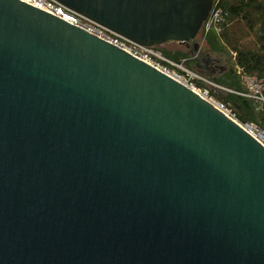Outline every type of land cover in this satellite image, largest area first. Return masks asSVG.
Instances as JSON below:
<instances>
[{"label": "water", "instance_id": "95a60500", "mask_svg": "<svg viewBox=\"0 0 264 264\" xmlns=\"http://www.w3.org/2000/svg\"><path fill=\"white\" fill-rule=\"evenodd\" d=\"M56 1L204 66L215 0ZM0 264H264V146L127 52L0 0Z\"/></svg>", "mask_w": 264, "mask_h": 264}, {"label": "rangeland", "instance_id": "374dc122", "mask_svg": "<svg viewBox=\"0 0 264 264\" xmlns=\"http://www.w3.org/2000/svg\"><path fill=\"white\" fill-rule=\"evenodd\" d=\"M217 1L222 5L230 6L236 0ZM223 33L214 37L216 38L214 39L215 43L211 42V37L205 36L202 32L199 34L197 42L200 45V50L203 53L210 52L214 59L219 60V64L217 63L210 70H207L203 62L204 66L197 68V71L211 77L212 84H205L210 90L211 96L217 102L224 103L232 111L233 118L238 123L246 128L248 125L257 126V124H252L255 122H245L242 120L245 117H249V112L245 110L241 103L242 100L238 101L239 104L235 106L231 102H225L223 97L233 95L235 100L242 99L243 96L241 94L245 90L258 96H262L261 94H263L264 81L256 77L245 78L244 75L239 73L234 59L236 50L253 51L258 49L259 40L264 34V0H255L249 19H245L244 17L233 18ZM157 49L165 54V56H170V58L173 57L177 60L188 59L187 62H191L196 67V63L192 61L194 58L191 55V49H188L181 43L172 42ZM254 106H259V104H254Z\"/></svg>", "mask_w": 264, "mask_h": 264}, {"label": "built area", "instance_id": "2783aa9c", "mask_svg": "<svg viewBox=\"0 0 264 264\" xmlns=\"http://www.w3.org/2000/svg\"><path fill=\"white\" fill-rule=\"evenodd\" d=\"M23 2L38 8L52 16H55L73 26H76L97 38L127 52L133 57L143 61L156 70L162 72L178 83L197 93L199 96L205 98L208 102L213 103L221 111L232 118L234 117L232 111L226 105L217 102L210 94V90L205 84H212L211 77L207 74L198 72L193 68L187 66V60L176 62L166 57L157 47H146L139 45L107 28L95 23L79 13L71 10L56 0H22ZM229 14L220 6V3L215 0L214 7L202 28V33L208 36L211 33L221 35L227 25ZM236 58V54H235ZM235 60V59H234ZM241 75L242 71L238 68ZM244 77H248L245 76ZM264 84V83H263ZM264 86V85H263ZM258 93V92H257ZM244 97L264 101V91L262 96L250 93H242ZM251 133L264 142V131L255 125H248Z\"/></svg>", "mask_w": 264, "mask_h": 264}, {"label": "trees", "instance_id": "16d2710c", "mask_svg": "<svg viewBox=\"0 0 264 264\" xmlns=\"http://www.w3.org/2000/svg\"><path fill=\"white\" fill-rule=\"evenodd\" d=\"M254 4L255 0H236L230 6L220 4V6L229 14L227 25H225V29L223 32H225L226 28L228 27V25H230V22L233 18L244 17L245 19H249V15L251 14V9ZM254 12H256V10H254ZM208 37H211V42L215 43V33L209 34ZM235 53V66L241 69L243 75L248 77H256L259 80L264 81V34L259 40V47L257 50H236ZM166 57L168 56L166 55ZM168 58H170V56ZM170 59L176 62L182 61L181 59L177 60L173 57H171ZM192 61L196 63V67H194L191 62H187V66L189 68L197 70V61L195 59ZM243 93L249 92H246L245 90ZM223 99L225 100V102H231L235 106L239 104L238 101L242 100L241 103L243 107L246 111L249 112V117H245L242 120L245 122H255L252 124H257V127L264 131V102L250 99L244 96L242 97V99L240 98L238 100H235V97L233 95L224 96ZM254 104H259V106H254Z\"/></svg>", "mask_w": 264, "mask_h": 264}, {"label": "flooded vegetation", "instance_id": "af4514ba", "mask_svg": "<svg viewBox=\"0 0 264 264\" xmlns=\"http://www.w3.org/2000/svg\"><path fill=\"white\" fill-rule=\"evenodd\" d=\"M199 57L204 61L207 70H210L215 64H219V60L214 59L210 52L203 53V51L200 50Z\"/></svg>", "mask_w": 264, "mask_h": 264}, {"label": "bare ground", "instance_id": "6f19581e", "mask_svg": "<svg viewBox=\"0 0 264 264\" xmlns=\"http://www.w3.org/2000/svg\"><path fill=\"white\" fill-rule=\"evenodd\" d=\"M197 94V93H196ZM198 95V94H197ZM199 96V95H198ZM199 97H201L202 99H204L205 101H207L205 98H203L202 96H199ZM208 102V101H207ZM210 103V102H209ZM211 105H213L216 109H218L217 107H216V105L215 104H213V103H210ZM219 110V109H218ZM220 111V110H219ZM226 117H228L229 119H231L232 121H234L236 124H238L243 130H245L247 133H249L254 139H256L262 146H264V142H262L259 138H257L256 136H254L252 133H251V131H250V129L247 127H244L243 125H241L240 123H238L234 118H232L231 116H229L228 114H226V113H224V112H222Z\"/></svg>", "mask_w": 264, "mask_h": 264}]
</instances>
